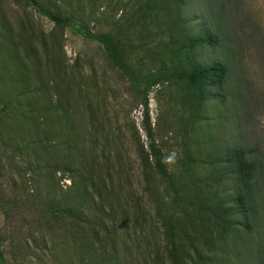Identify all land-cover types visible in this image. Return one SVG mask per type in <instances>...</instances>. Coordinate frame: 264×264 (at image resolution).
I'll list each match as a JSON object with an SVG mask.
<instances>
[{"label": "rangeland", "instance_id": "rangeland-1", "mask_svg": "<svg viewBox=\"0 0 264 264\" xmlns=\"http://www.w3.org/2000/svg\"><path fill=\"white\" fill-rule=\"evenodd\" d=\"M34 1L111 35L139 79L164 66L171 75L220 61L229 71L227 97L198 102L168 80L145 107L98 42L23 0H0L6 263L113 264L116 252L115 264H154L155 254L170 264L176 251L212 257L210 264H264L254 254L264 247V211L249 253L229 231H240V217L225 216L239 189L226 160L234 148L256 163L264 204V0ZM206 30L217 35L216 47H182ZM149 130L168 180L152 169Z\"/></svg>", "mask_w": 264, "mask_h": 264}, {"label": "trees", "instance_id": "trees-1", "mask_svg": "<svg viewBox=\"0 0 264 264\" xmlns=\"http://www.w3.org/2000/svg\"><path fill=\"white\" fill-rule=\"evenodd\" d=\"M26 5L36 7L39 12L50 19L57 25L67 27L72 33L78 35L79 37L86 40H93L100 44L103 51L106 54L108 62L110 65L121 72L124 78L127 80L130 88L140 96L143 100V105L147 107L148 96L151 90L168 80H174L180 86L191 92V97L198 102H205L210 99H217L221 103L225 102L227 97L226 93V81L228 78V68L227 66L220 62L215 61L209 66L199 67L197 65H192L184 70L175 72L174 74H167V67L164 66L157 72L147 76L146 78L139 79L132 68L124 61L122 56L118 53L113 38L109 34H93L87 29L73 24L69 18H62L55 16L48 9L41 6L34 0H23ZM165 3H174L182 5L186 0H162ZM152 5V0H149ZM153 10L155 6H152ZM155 17V15L153 14ZM219 44V39L217 35H214L209 30H206L203 34L189 38L182 47L188 50H193L197 46L208 45L210 47H216ZM148 144V155L152 159V169L164 180L169 179V174L166 169L165 164L162 161V156L159 148L156 146L155 142L152 140L150 130H149ZM18 147H16V150ZM48 149V144H44L43 150ZM23 149L18 150L21 152ZM48 158V155H46ZM227 162L232 163L234 167L235 179L238 184V192L233 197L234 207L225 212L226 217H231L238 215L240 217V231L237 229L230 228V232L234 236H238L243 242V252H252V234L256 225L262 220L261 210L264 211V204L262 199L258 197L256 193V180H255V170L256 163L250 161L247 158V154L239 148L232 149L226 158ZM228 226V225H227ZM235 232V233H234ZM238 232L239 234H236ZM168 254L167 260L170 264H186L185 260L189 264H199V262H205L210 264L213 261L212 257H203L196 253L194 256H186L183 259L177 255L176 251H171ZM254 254L261 257L264 262V247H255ZM117 253L113 252L110 259L113 264L118 261ZM152 263L154 264H165V259L154 255ZM253 257V256H252ZM251 257V258H252ZM255 257V256H254ZM253 259V258H252ZM0 264H7L4 258V253L0 246Z\"/></svg>", "mask_w": 264, "mask_h": 264}]
</instances>
